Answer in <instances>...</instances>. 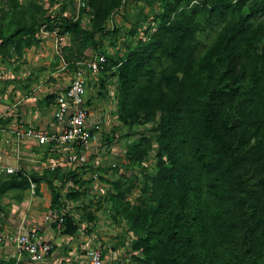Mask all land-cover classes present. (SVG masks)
<instances>
[{"label":"trees","instance_id":"obj_1","mask_svg":"<svg viewBox=\"0 0 264 264\" xmlns=\"http://www.w3.org/2000/svg\"><path fill=\"white\" fill-rule=\"evenodd\" d=\"M82 2L76 4L74 17H44L46 30L69 37L61 47L63 60L77 70L79 63L104 54L98 85L106 90L108 76H116L120 123H154L155 137L142 131L128 150L135 163L151 155L156 160L151 173L143 166L146 179L136 200L131 196L137 186L126 177L104 179L114 186L112 199L124 216L140 227L132 245L139 252L135 260L264 264V0H162L152 24L141 32L139 22L131 27L136 44L117 57L100 50L97 35L113 33L107 21L126 0ZM85 14L90 27L82 24ZM37 24L31 16L30 24L17 21L2 27L0 56L9 57L12 46L21 53L24 45L38 42ZM215 25L220 28L202 48L201 33ZM90 48L99 52L89 58ZM56 95L48 97L55 100ZM47 170L54 174L57 168ZM6 176L0 198L30 189L36 177L23 168ZM64 176L82 184L79 168ZM51 177L43 179L51 190L52 209L63 212L66 204ZM33 182L40 193V181ZM84 194L75 189L67 197L78 200ZM87 213L90 220L97 219L90 206ZM63 217L61 232L74 235L78 222L68 211ZM0 264L28 263L11 258Z\"/></svg>","mask_w":264,"mask_h":264},{"label":"rangeland","instance_id":"obj_2","mask_svg":"<svg viewBox=\"0 0 264 264\" xmlns=\"http://www.w3.org/2000/svg\"><path fill=\"white\" fill-rule=\"evenodd\" d=\"M76 4L78 7L79 0H0V30L17 21H27L30 24L31 16L37 18L36 28L39 30L36 37L38 42L34 45H24L21 53L12 46L9 57L0 56V182L8 178L5 168L11 167L10 164L14 161V166H20L30 174L41 177L40 183L46 182L43 179L45 175L52 176L66 204L62 208L63 213L70 212L80 227L74 235H67L58 230L55 222L46 220L52 210L50 188L41 191L40 185V193L34 192L32 188L10 193L14 192L12 190L0 198V262L15 257L17 251L7 235L17 223L24 222L39 236L43 237L41 233L47 229L55 236V239L51 237L52 243L55 240L61 242L55 245L56 251L53 253H59L55 261L61 264L67 261L61 258L73 249L76 254L74 257L79 260L90 248L102 250L104 264H140L135 260L139 252L132 247L141 235L140 227L124 216L121 206L112 199V194H115L114 186L104 179L112 181L126 177L125 180H130L137 186L131 196L133 201L136 200L146 179L143 175L144 168H147L146 172H153L156 160L151 155L144 163H135L131 161L128 150L139 140V133L142 131L155 137V133L151 131L154 123L133 127L120 123L116 76H108L106 90L98 85L100 78L96 79L94 87L93 84L88 86L91 114L89 124L94 128V136L87 153L83 155L82 163L68 164L63 160L61 151L37 144L23 148L22 154L26 155V160L19 161L16 158L14 130L30 124L38 126L35 122L41 121L37 114L41 116L51 111L52 100L48 95L65 89L76 71L74 67L67 66L61 56V47L69 43V37L66 35L59 38L56 32L46 30L44 17L57 14L74 17ZM162 5V0H126L107 21V28L113 33L97 35L102 42L100 50H104L108 56H124L129 47L135 46L137 40V36L130 34L131 27L139 22L141 32L152 24L151 17L162 10ZM37 6L42 9L39 10ZM2 8L6 11L2 12ZM260 19L264 20V15ZM82 24L90 27L89 14L83 16ZM219 28V25H215L201 33L202 48L210 43ZM37 39L30 38L34 42ZM98 50L90 48L87 51L88 57L95 55ZM91 80L90 78L89 82ZM97 125L99 129L96 128ZM124 135L126 137L119 138ZM44 164H56L57 170L50 174L47 168L42 170ZM74 168H79L82 184L77 185L72 180L65 179L64 174L75 170ZM75 189L85 194L78 200H71L67 193ZM89 206L97 216L95 221L88 217Z\"/></svg>","mask_w":264,"mask_h":264},{"label":"built area","instance_id":"obj_3","mask_svg":"<svg viewBox=\"0 0 264 264\" xmlns=\"http://www.w3.org/2000/svg\"><path fill=\"white\" fill-rule=\"evenodd\" d=\"M81 5L84 3L79 0V7ZM105 62L106 56L99 54L79 63V67L71 77L67 87L55 97L54 119L57 128L39 129L34 125L23 128L17 127L14 134L18 151L27 139H35L40 145L49 146L54 150L61 149L63 160L66 163H82L83 155L87 153V148L91 146L94 136V128L89 124L88 86L94 80L96 81ZM89 77L92 79L91 82H89ZM96 128L99 129L100 127L97 125ZM44 165L42 170L57 168L56 164ZM5 169L6 173H14L22 168L11 166ZM35 187L36 184L32 181L31 188L34 192ZM46 220L57 223L58 230H62L63 212L52 209L46 216ZM7 236L17 251V262L44 264L54 251V243L51 240L44 239L32 230L28 232L17 230L9 232ZM62 264H104V256L101 249L90 248L81 259L66 261Z\"/></svg>","mask_w":264,"mask_h":264},{"label":"crops","instance_id":"obj_4","mask_svg":"<svg viewBox=\"0 0 264 264\" xmlns=\"http://www.w3.org/2000/svg\"><path fill=\"white\" fill-rule=\"evenodd\" d=\"M93 85H96V81L94 80L93 81V83H92ZM64 89H62L60 92H62ZM60 92H58V93H60ZM58 93H56V94H58ZM88 96H89V90H88ZM89 99V98H88ZM52 107H51V111L49 112V114H43V115H41L40 116V114L38 113L37 114V116L38 117H40L39 119H40V121L41 122H35V123H37V125L39 126V129H56L57 128V123H56V121H55V119H54V111H55V106H54V99L52 100V102H51V104H50ZM91 115V114H90ZM31 122V121H30ZM30 125H34V124H30ZM27 126V125H26ZM29 126V125H28ZM34 126H36V125H34ZM38 126H36V127H38ZM15 138V137H14ZM23 144H27V146H25V145H23ZM22 145H21V147H20V151H18L17 149V145L16 144H14V147H15V151H16V158L20 161H23V160H26L27 159V157H26V155H23L22 154V152H23V148H27L28 146H32L33 144H37L38 146H43V145H40V144H38V142L35 140V139H27L24 143H23ZM47 147V146H46ZM53 150H54V148H53ZM55 150H57V151H61V149H55ZM17 152H19V153H17ZM61 153H62V151H61ZM22 154V155H21ZM14 156V155H13ZM15 158V156H14V159H16ZM37 160H39V158H36V161ZM16 162L14 161L13 162V164H10V165H12V166H14V164H15ZM29 173V172H28ZM5 174H7L6 172H5ZM35 177V176H34ZM35 178H37L35 181H37V180H40L38 177H35ZM32 181H34L33 180V178L31 179ZM40 185H41V191H43L44 189H48L49 188V186H48V184L46 183V182H41V183H39ZM45 185V186H44ZM19 191L18 190H14V192H10V193H18ZM9 193V192H8ZM6 195V194H5ZM4 196V195H3ZM17 226L15 227L14 226V228L11 230V231H9V232H13V231H17V230H22V231H31V230H34L31 226H30V228L28 227V226H26L25 224H24V222H21V223H17L16 224ZM28 227V228H27ZM42 227V226H41ZM41 234H43V237H48V238H44V239H48V240H51V237H53V239H55V236L53 235V233L51 232V231H49V230H45L44 231V233H41ZM62 240V239H61ZM56 242L54 243V251H56V249H55V245L56 244H59V243H61V242H57V240H55ZM59 249V248H58ZM57 249V250H58ZM54 251H53V253H54ZM52 253V255L49 257V259L45 262L46 264H58L59 262H56L55 261V259L58 257V255H59V253L58 254H53ZM76 254H75V252H74V249L72 250V251H70V253L68 254V255H64L61 259H66L67 261H75L76 260V256H75ZM16 256H17V252L15 253V257L14 258H16ZM75 256V257H74Z\"/></svg>","mask_w":264,"mask_h":264},{"label":"water","instance_id":"obj_5","mask_svg":"<svg viewBox=\"0 0 264 264\" xmlns=\"http://www.w3.org/2000/svg\"><path fill=\"white\" fill-rule=\"evenodd\" d=\"M37 178L33 177V180L35 181Z\"/></svg>","mask_w":264,"mask_h":264}]
</instances>
